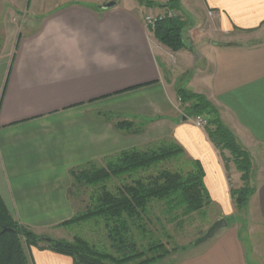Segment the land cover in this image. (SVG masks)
Here are the masks:
<instances>
[{
    "label": "crops",
    "instance_id": "1",
    "mask_svg": "<svg viewBox=\"0 0 264 264\" xmlns=\"http://www.w3.org/2000/svg\"><path fill=\"white\" fill-rule=\"evenodd\" d=\"M111 1H1L0 194L9 211L36 232L58 230L74 217L73 169L174 141L203 165L212 201L227 209L220 218H232L178 264H264V0H180L193 22L178 52L146 24L166 9L137 0L104 9ZM179 87L205 95L252 156L257 191L244 221L231 196L241 173L226 167L204 128L184 121ZM105 113L160 120L124 134ZM30 256L74 264L47 250Z\"/></svg>",
    "mask_w": 264,
    "mask_h": 264
},
{
    "label": "trees",
    "instance_id": "2",
    "mask_svg": "<svg viewBox=\"0 0 264 264\" xmlns=\"http://www.w3.org/2000/svg\"><path fill=\"white\" fill-rule=\"evenodd\" d=\"M137 1L148 8L158 7L168 12L182 9L180 0H170L164 4L153 0ZM186 29L185 20L169 14L150 28L156 39L174 52L188 48L184 35ZM177 96L185 117L205 118L207 126L204 129L211 143L221 153H230L243 182L241 188L231 190V196L239 210L247 208L257 191L251 154L239 143L236 135L223 122L219 109L205 95L179 87ZM102 116L124 134H141L150 123L160 120V117L148 120L114 113ZM180 162H183L186 170L166 168L167 164ZM103 163H89L71 171V200L77 189L88 187L94 192L86 210L61 226L102 221L117 255L102 251L78 236L73 241H67L38 235L15 220L0 194V264H31L30 252L33 248L69 256L74 264H159L179 248L170 250L161 240L152 237L146 249L139 248L134 231L148 238L146 220L152 203L162 202L164 212L174 222L179 220L176 216L179 210L182 211L180 217H188L212 205L205 185L203 165L189 158L177 142L161 140L146 148L124 151L105 159ZM124 179L132 182L125 183L116 192L108 188L107 184L111 181ZM231 221L232 218L227 219L229 224ZM196 242L200 245L204 242L203 237Z\"/></svg>",
    "mask_w": 264,
    "mask_h": 264
},
{
    "label": "rangeland",
    "instance_id": "3",
    "mask_svg": "<svg viewBox=\"0 0 264 264\" xmlns=\"http://www.w3.org/2000/svg\"><path fill=\"white\" fill-rule=\"evenodd\" d=\"M1 1L2 0H0V7L2 5ZM187 13L188 12L172 11V12H167L166 14H169L172 17L182 18L183 20L186 21L187 28H189L191 27V22L193 21ZM190 15L192 17H195L196 13L195 15H192L190 13ZM0 20H1V15H0ZM1 30H2V23H0V36L2 33ZM184 35L187 41L189 39L187 29ZM0 42H1V38H0ZM182 110H183L182 113L184 118H186V120L192 121L193 118L189 119L185 117L183 107ZM148 146H145L143 148H146ZM224 152H226V155L224 154ZM224 152H222L223 154L221 152L220 153L225 162V165L226 162H227V166H229V164H234V162H232L231 160L232 158L230 153L228 151H224ZM98 164L103 165L104 163L100 162ZM182 164L183 162L167 164L166 168L171 170H178L182 168L186 170V168ZM151 174L153 173L151 172ZM256 177L257 176H255L254 174V181L256 180ZM131 182L132 181L129 179L114 180L108 183L107 185L111 191L116 192L118 188H120L122 185ZM93 192L94 189L88 187L82 188L81 190L78 189L76 190L75 195L71 200V207H72L71 210L74 216L86 210V208L90 203V196L93 194ZM234 205L233 208L237 209V213H236L237 218L243 221L246 220L245 217L247 216L248 207L239 210L236 204ZM164 210H165V205L162 202L154 201L152 203L146 220V222H148L147 226L149 230L148 238H145L142 235V233L134 231L135 239L140 249L144 250L147 248L148 243L151 241L150 237L161 240L170 250H173L174 247L179 248L177 251H174L169 257L161 261L159 264H178L186 257H189L195 254L197 251H199L207 242L213 239V237L205 238V236L216 223H218L221 219H223L220 218L221 217L220 214L222 212H225L227 209L224 206L221 207L215 204L214 202H212V205L207 207L203 212L196 213L188 217H183V216L180 217L182 211L179 210L176 212V216L179 217V220L175 222L171 220V217L167 216ZM224 219L227 220L228 218H224ZM242 224L244 225V223ZM254 225L255 223H251L248 221L247 229L249 230V227L252 228L254 227ZM36 233L38 235L47 236L52 239L67 240V241H73L74 237L78 236L87 240L91 245L96 246L98 249L102 251L111 253L113 255L118 254L111 246V242L108 239L107 231L102 221L99 222L92 221L81 225H74L71 227L60 226L58 230L56 229L50 232H41V233L36 232ZM200 237H203L204 242H202L200 245H197L196 241ZM243 238L244 239L246 238V241L249 244V237L243 236Z\"/></svg>",
    "mask_w": 264,
    "mask_h": 264
},
{
    "label": "water",
    "instance_id": "4",
    "mask_svg": "<svg viewBox=\"0 0 264 264\" xmlns=\"http://www.w3.org/2000/svg\"><path fill=\"white\" fill-rule=\"evenodd\" d=\"M115 5H116V1H111L110 3H108L107 5H105L103 8L104 9H110V8H113ZM184 121H186V118H184ZM227 226H228L227 220L224 219V218L221 219L218 223H216L210 229V231L207 233V235L205 236V238H212V237L216 236L219 231L223 230Z\"/></svg>",
    "mask_w": 264,
    "mask_h": 264
},
{
    "label": "built area",
    "instance_id": "5",
    "mask_svg": "<svg viewBox=\"0 0 264 264\" xmlns=\"http://www.w3.org/2000/svg\"><path fill=\"white\" fill-rule=\"evenodd\" d=\"M166 15V14H165ZM165 15H159L157 17H148L146 19V24L149 28L155 27L158 20L164 18ZM171 16V15H170ZM192 122L198 127L205 128L207 126V120L203 117H196L192 119Z\"/></svg>",
    "mask_w": 264,
    "mask_h": 264
}]
</instances>
